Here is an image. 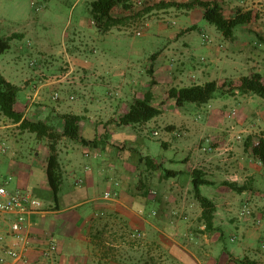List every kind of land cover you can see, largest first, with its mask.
I'll use <instances>...</instances> for the list:
<instances>
[{
    "label": "crops",
    "instance_id": "obj_1",
    "mask_svg": "<svg viewBox=\"0 0 264 264\" xmlns=\"http://www.w3.org/2000/svg\"><path fill=\"white\" fill-rule=\"evenodd\" d=\"M87 11L91 16V6ZM40 17L36 21L41 20ZM44 19H48L47 15ZM36 21L0 32V40L14 36L8 41L7 51L0 53V72L20 88L19 94L23 91L22 96L18 94L15 108L26 119L42 121L60 133L64 115L79 116L81 140L86 143L66 137L57 141L63 176L57 200L46 174L51 143L46 145L48 153L42 160L38 151L29 157L27 178L12 189L8 187L11 193L30 190L43 203L42 211L29 221L23 235L25 242L19 243L22 259L9 260V264H218L214 252H219L223 258L221 264H242L244 260L264 264V165L252 155L253 143L264 138V99L243 95L238 90L230 92L242 77L255 72L263 74L260 63L264 66L261 53L264 42L250 48L238 38L236 30L233 39L225 40L231 44L225 55L224 44L207 46L206 55L210 58L203 66L195 59L194 45L180 42L187 34L184 29L168 42L158 59L147 63L152 73L148 79L142 76L141 69L148 58L146 53L126 60H111L95 42L86 48H89V59H76L66 53V62L72 64L74 71L68 76L69 84H63L65 78L61 85H56L46 77L53 71L52 50L58 43L49 34L51 25L45 22L39 30L40 23ZM67 29L65 27L64 31ZM96 35L101 37L99 32ZM216 38L225 39L220 33ZM29 44L39 45L40 50L31 60L39 62L41 69L27 75L19 58L20 50L29 52ZM161 60H164L163 66L158 64ZM177 66L180 75L175 72ZM242 67L249 70L248 73L231 79V87L226 86L224 80L214 79L220 73L240 74ZM161 73L167 74L170 88H173L172 83L176 86L183 81L189 86L192 82L204 85L212 81L224 85L222 94L207 104L177 107L191 109L196 114L183 119L184 134L195 136V141L198 134L203 136H199L195 145V142L189 146L176 145L180 152L173 160L169 155L154 156L149 152L153 135L146 137L136 133L137 126L120 124L133 101L143 99L147 92L152 94L156 107L161 103H174L167 100L166 91L164 97L158 99L161 96L156 88L165 85ZM30 88L33 93L28 92ZM47 89L52 93L54 106L47 104ZM56 92L60 94L57 100L54 99ZM228 97L239 104L238 110L229 111ZM166 104L160 107L163 113ZM163 113L143 126L161 124ZM239 134L242 140H237ZM208 139L212 142L210 146L205 145ZM204 147L209 149L205 152ZM185 149L187 156L182 159ZM143 157H150L179 173L171 179L162 178L172 186L165 195L167 200L162 201L146 190L141 173L143 169L152 170L142 163ZM194 170L201 171L209 182L201 188V194L215 205L211 232L206 230L203 208L194 196L191 184ZM107 192L111 193L110 199L104 198ZM246 204L253 210L251 218L240 215ZM15 218V214L0 215V230L6 235L2 249L16 243L10 232ZM137 230L141 238L133 236ZM122 232L126 235L124 243ZM227 233L231 234V243L237 242V246H221Z\"/></svg>",
    "mask_w": 264,
    "mask_h": 264
},
{
    "label": "rangeland",
    "instance_id": "obj_2",
    "mask_svg": "<svg viewBox=\"0 0 264 264\" xmlns=\"http://www.w3.org/2000/svg\"><path fill=\"white\" fill-rule=\"evenodd\" d=\"M192 0H141V5L138 0H134L132 3L133 15L140 13L141 16L124 21L123 23L111 28L109 32H102L93 24V20L87 11V8L91 6L93 0H0V32L6 31L9 28H21L28 22L36 21L40 16L41 20L36 21L40 23L39 30L43 29L44 23L48 22L51 25L50 33L52 39L58 44L52 50L54 60L53 71L49 74V77L42 75V78L50 81L51 84H62L61 80H65L63 84H69V77L73 73V66L70 62H66L65 55L68 53L73 58H91L89 48L92 43H99L100 49L108 53V57L112 59L126 60L129 58L140 57L142 53H146L148 58L142 63L141 69L143 77L146 79L151 78L152 73L147 69V63L155 61L159 54L164 51L166 45L170 40H174L178 35L177 32L184 30L185 36L182 41L188 42L194 45V56L200 63H206L209 60V56L206 55L207 46L224 44L222 50L225 55L228 49L231 48V44L226 42V39L216 38L219 33L213 25L209 24L201 17L199 9L188 10L181 8V6L190 3ZM223 5L224 13L227 17H230L236 10H242V14H251V21L249 24L237 29L238 38L242 42H246L248 47L254 48L259 46L260 38L264 39V0H219ZM134 4V5H133ZM172 4L170 8H160L161 6ZM115 16L124 17L127 16L125 11L121 8L115 10ZM47 15L48 19H44ZM92 20V21H91ZM41 21V22H40ZM85 25L81 27L80 23ZM77 23L78 26H72ZM34 24V23H33ZM65 27L67 31L65 32ZM143 27V36L136 37L134 31L136 28ZM196 27L193 31L191 28ZM90 28L92 30H90ZM96 28L98 29L96 31ZM64 31V36H63ZM101 33V37L96 33ZM221 34V33H220ZM202 35L206 36L208 40L204 39ZM257 43L255 45L254 43ZM93 45V44H92ZM79 46V47H77ZM29 52L20 50V64L26 71L27 75L40 70V63L32 61L34 54H36L40 48L36 44L32 46L29 44ZM261 52V49H259ZM264 54V51L261 52ZM177 56V55H174ZM247 56L245 55V58ZM205 58V62L203 59ZM264 61V55L262 57ZM155 59V60H154ZM158 59V58H157ZM35 62L32 67L30 64ZM176 63V62H174ZM163 66L164 60L158 62ZM167 65H170V61L167 60ZM262 73L264 74V66L260 63ZM39 66V67H38ZM165 65V67H168ZM179 66V65H178ZM175 67L177 75L179 73V67ZM199 66V65H198ZM205 66V64L203 65ZM260 67V66H259ZM255 69H257L255 67ZM32 71V72H31ZM249 70L240 68V74H222L215 76V80L220 79L226 86L231 87L233 85L232 80L240 77L239 75H246ZM184 73V72H183ZM182 73V74H183ZM165 85L161 84L156 91H159L162 99L164 97V91L168 94L170 86L167 81V74L161 73ZM186 75V74H185ZM162 80V79H161ZM61 81V82H60ZM177 82V81H176ZM174 82V83H176ZM188 84V85H187ZM195 83H191L193 85ZM176 86H189L187 81H183L182 84ZM29 93H33L34 90L30 88ZM57 93V92H56ZM24 93L22 91L19 97ZM222 94V90L219 89L215 96ZM45 99L49 106H54L55 102L52 99V93L47 89ZM262 100L264 98L258 97ZM170 100V99H169ZM239 104L233 99L228 97V109L238 110ZM196 116L191 109H178L174 103L170 102L166 104V110L162 116L161 124H152L149 127L143 125L135 127L136 133L144 135H153L152 149L149 151L154 156L169 155V159L173 160L178 158L180 147L195 142L197 144L199 136L197 135V141L195 136L188 137L184 134L182 128V122L185 118H192ZM45 119V117H43ZM183 132V133H182ZM203 136V135H202ZM191 140V142H189ZM52 141L47 137H38L36 134L28 131H22L18 125L14 126L10 120L3 117L0 114V182L8 181L9 189L15 187L16 184L25 180L29 174L30 158L36 151L41 154L40 160L46 157L48 150L46 145ZM177 142V143H176ZM154 146V148H153ZM120 148V147H117ZM178 150V152H176ZM187 149L185 154L181 157L186 158ZM117 152V150H116ZM29 169V170H28ZM141 170V169H140ZM142 178L145 181L146 190L148 192H156L153 195L162 201L167 200L165 195H168V190L172 187L169 183L163 182L162 176L159 172H147L143 169L141 173ZM11 178V179H10ZM133 179V177H132ZM133 183V181H132ZM138 184V183H137ZM130 232H128L129 235ZM127 235V237H128ZM230 233L226 234L224 243L221 246L227 244L238 245L237 242L231 243ZM125 232H122L121 240L126 242ZM215 253V254H214ZM214 258L218 260V264H221L222 257L219 252H214ZM203 257V256H202ZM202 262H207L204 258H200Z\"/></svg>",
    "mask_w": 264,
    "mask_h": 264
},
{
    "label": "trees",
    "instance_id": "obj_3",
    "mask_svg": "<svg viewBox=\"0 0 264 264\" xmlns=\"http://www.w3.org/2000/svg\"><path fill=\"white\" fill-rule=\"evenodd\" d=\"M134 0H94L91 4V18L96 27L102 32H109L111 28L127 21L129 19L141 16L140 13L133 15L132 3ZM134 5V4H133ZM172 4L161 6L160 8H170ZM121 8L127 16H115V10ZM188 10L199 9L201 17L209 24L216 27L217 31L223 35L225 39H233L235 31L250 23L251 14H242V10H236L233 15L227 17L224 13L223 5L219 0H192L190 3L181 6ZM196 27L191 28L195 30ZM18 37V36H16ZM0 40V53H4L8 49V41ZM260 41L264 42L263 38ZM221 89L224 91V85L219 86L216 81L207 82L204 85L176 86L171 88L167 94V100H174L175 106L180 108L186 104L204 105L215 98L216 92ZM238 90L241 94H252L264 98V75L258 72L244 76L240 79L239 85L230 89V92ZM20 88L13 83L7 81L0 72V114L4 118L10 120L14 124H19L22 131H28L36 134L38 137H47L52 142L49 146L50 156L47 160V180L54 198L58 199L60 187L62 184V173L60 171L56 144L62 137L69 138L73 141H81L79 123L81 117L76 115L63 116L62 132L57 133L50 126L42 121L32 122L24 117L22 112L16 110L15 106L18 100ZM166 104V103H164ZM163 103L160 105L163 106ZM161 106L153 105V96L147 92L143 99H135L128 112L122 116L120 124L123 126H141L162 115ZM252 155L264 165V138L257 139V144L252 145ZM142 163L147 166L148 170L159 172L164 179H171L179 175V173L167 169L164 164L157 163L150 157L141 158ZM192 187L196 200L203 208L202 219L206 226V230L211 232L214 230L213 218L215 212L214 203L201 194V188L209 185L204 179L203 173L194 170L192 173ZM156 195V194H154ZM242 264H257L254 261L244 260Z\"/></svg>",
    "mask_w": 264,
    "mask_h": 264
},
{
    "label": "built area",
    "instance_id": "obj_4",
    "mask_svg": "<svg viewBox=\"0 0 264 264\" xmlns=\"http://www.w3.org/2000/svg\"><path fill=\"white\" fill-rule=\"evenodd\" d=\"M138 3L141 5V0H138ZM92 23L95 24L94 21ZM134 33L136 37H142L143 27H137ZM202 37L208 40L206 36L202 35ZM30 65L33 67L35 62H32ZM59 98L60 94L56 93L54 99L57 100ZM236 138L237 140H242L241 134L236 136ZM211 143L210 139L205 141V145L210 146ZM255 144H257V141ZM208 149L209 147H204L203 151L206 152ZM8 184L9 182H0V215H16V218L10 226L11 236L16 240V243L8 246L6 249H2L1 245L6 241V235L0 230V264H9V260L17 262L22 259V254L19 252V243L25 242L23 235L28 227L31 217L40 213L43 209V203L33 192L30 190H16L11 193L8 189ZM155 193L156 192H153V194ZM104 198L110 199L111 193L107 192ZM240 215L242 218H251L253 217V210L248 204H246ZM154 216H156V213H154ZM260 222L261 220H258V223ZM133 236L141 238L142 234L137 230ZM52 249L54 250L55 247L53 246Z\"/></svg>",
    "mask_w": 264,
    "mask_h": 264
}]
</instances>
